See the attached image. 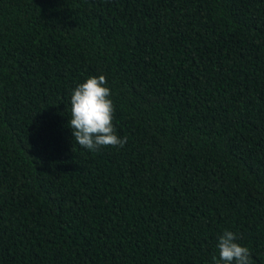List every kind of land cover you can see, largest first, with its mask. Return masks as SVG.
Returning a JSON list of instances; mask_svg holds the SVG:
<instances>
[{"label":"trees","instance_id":"obj_1","mask_svg":"<svg viewBox=\"0 0 264 264\" xmlns=\"http://www.w3.org/2000/svg\"><path fill=\"white\" fill-rule=\"evenodd\" d=\"M104 75L123 147L70 96ZM264 264V0H0V264Z\"/></svg>","mask_w":264,"mask_h":264},{"label":"clouds","instance_id":"obj_2","mask_svg":"<svg viewBox=\"0 0 264 264\" xmlns=\"http://www.w3.org/2000/svg\"><path fill=\"white\" fill-rule=\"evenodd\" d=\"M106 85L104 75L89 76L73 89L70 96L72 136L79 146L92 152L108 146L123 147L127 142L126 137L116 135L112 123L115 109ZM236 241L235 233L223 231L216 244L219 258H212L214 264H251L249 249Z\"/></svg>","mask_w":264,"mask_h":264}]
</instances>
